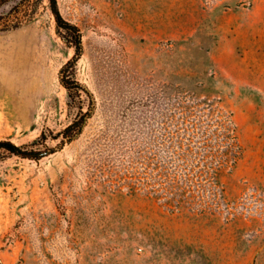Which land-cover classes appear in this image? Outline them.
I'll list each match as a JSON object with an SVG mask.
<instances>
[{
	"label": "rangeland",
	"instance_id": "374dc122",
	"mask_svg": "<svg viewBox=\"0 0 264 264\" xmlns=\"http://www.w3.org/2000/svg\"><path fill=\"white\" fill-rule=\"evenodd\" d=\"M33 1L0 30V264H264V0H58L72 63Z\"/></svg>",
	"mask_w": 264,
	"mask_h": 264
},
{
	"label": "trees",
	"instance_id": "16d2710c",
	"mask_svg": "<svg viewBox=\"0 0 264 264\" xmlns=\"http://www.w3.org/2000/svg\"><path fill=\"white\" fill-rule=\"evenodd\" d=\"M5 1L7 0H0V7L3 3H5ZM49 3L52 12L55 15L58 29L64 30L66 32V35H64L66 39L71 40L72 37V40L75 42V55L68 62L72 63L78 59L83 50L81 29L77 24L71 22L63 16L58 4V0H49ZM33 6V0H19L12 6V11L10 10L6 12H0V30H7L20 26L24 22L25 16L28 15V12H30ZM66 86L70 87L68 82L66 83ZM76 86L79 87V82L76 84ZM77 124L78 121H75V123L71 124L68 129L76 126ZM78 129H80V127H76V130ZM0 147H4L16 153L22 152V149L11 140H0Z\"/></svg>",
	"mask_w": 264,
	"mask_h": 264
}]
</instances>
